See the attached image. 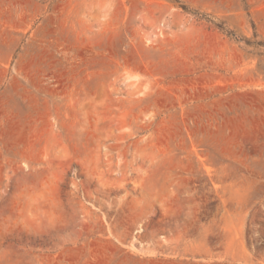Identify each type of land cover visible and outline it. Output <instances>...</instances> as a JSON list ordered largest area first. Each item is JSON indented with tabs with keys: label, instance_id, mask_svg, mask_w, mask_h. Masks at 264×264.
<instances>
[{
	"label": "rangeland",
	"instance_id": "374dc122",
	"mask_svg": "<svg viewBox=\"0 0 264 264\" xmlns=\"http://www.w3.org/2000/svg\"><path fill=\"white\" fill-rule=\"evenodd\" d=\"M5 126L0 264H264V0H0Z\"/></svg>",
	"mask_w": 264,
	"mask_h": 264
},
{
	"label": "crops",
	"instance_id": "0c3cea01",
	"mask_svg": "<svg viewBox=\"0 0 264 264\" xmlns=\"http://www.w3.org/2000/svg\"><path fill=\"white\" fill-rule=\"evenodd\" d=\"M6 126L3 129H0V140L1 139H5V137L7 136V131H6ZM2 130V131H1Z\"/></svg>",
	"mask_w": 264,
	"mask_h": 264
}]
</instances>
